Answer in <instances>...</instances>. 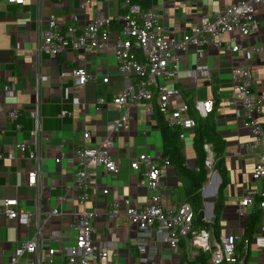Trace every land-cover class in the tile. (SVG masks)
Instances as JSON below:
<instances>
[{
  "label": "crops",
  "instance_id": "0c3cea01",
  "mask_svg": "<svg viewBox=\"0 0 264 264\" xmlns=\"http://www.w3.org/2000/svg\"><path fill=\"white\" fill-rule=\"evenodd\" d=\"M83 0H26L23 4L8 3L0 0V145L10 146L15 142H30L33 121L30 112L36 101L38 75H42L41 94L43 129L48 136L43 159L41 160L42 183L45 194L41 198L44 210L59 207L62 216L53 218L49 230H61L65 245L73 242L75 230L74 212L83 205L78 203L79 189L75 187L76 165L75 151L83 142L85 131H91L92 144L100 142L105 135L107 122L119 116L112 104V98L119 95L126 87L127 76L118 70V63L112 52H85L67 49L58 55L42 53L36 55V49L42 39V33L48 28L49 20L55 17L64 28L70 25L80 27L95 17L111 20L112 37H116L121 26L115 18L124 13V0H92V5L82 8ZM164 18L165 33L177 39L183 34H192L195 25L203 14L213 15L224 6L237 0H147ZM149 7V8H150ZM125 9V10H123ZM260 12L264 11L260 7ZM78 16V20L74 19ZM262 31L257 38L251 37L247 45L264 43V17ZM226 38V37H225ZM20 45V46H19ZM180 71L175 79H167L170 89L178 88L179 97L172 96L171 111L182 99L191 104L195 100L213 99L214 111L209 117H200L192 105L191 114L198 123L210 120L225 140V165L227 185L224 189L225 205L219 220L218 231L211 226L210 243L212 248L222 234L237 238V248L243 239L246 218L240 217V200L249 189H264V181H254L252 171L259 155L264 151V141L254 144L253 134L244 127L245 115L234 103V85L231 81V67L242 60V54L219 49L215 45L203 48L190 47L188 51L179 50ZM253 75L256 80L255 91L264 95V63L258 55L254 57ZM208 64L212 68L215 84H209L205 78L196 81L189 76V70L197 64ZM86 66L90 79L85 87L76 89L71 77L61 78L64 71L79 65ZM108 78V82L103 81ZM14 87V93L6 92V85ZM76 98L81 103H76ZM100 100H104L101 102ZM157 104V99L152 102ZM17 110V119L6 114ZM67 111L68 115L61 117ZM131 126L115 136L116 147L113 154L121 164L117 174L105 173L99 167L98 187L92 192L87 203L95 207L99 215L95 219V238L108 250L109 260L120 264H187L184 255L194 258L200 252L209 255L195 246L190 238H182L179 245L172 247L166 242V231L155 229L142 231L130 224L124 213L114 220H108L105 211L114 200L122 204L129 199L135 207L143 206L154 194L153 190L137 184L138 174L131 169V161L141 152H150L162 157L163 140L157 120L153 113H148L146 103L133 106ZM20 125V129L18 126ZM196 128L183 130L181 143L184 147L186 164L191 170L197 169V157L194 149ZM253 145V146H252ZM31 148L34 146L31 144ZM208 157L215 162L212 143L205 145ZM60 158V163L56 159ZM163 158V157H162ZM207 160V159H206ZM36 168V161L26 158L0 160V264H10L15 249L20 243L34 234V229L2 214V205L6 199H18L20 206L34 209L37 205V191L28 184V173ZM208 177L201 191V209L204 219L213 223L214 204L217 200L222 177L217 170L209 168ZM213 171V172H212ZM163 181L167 193L162 199L165 206L175 207L185 199V183L171 166ZM109 189L103 194V189ZM260 197L256 200L259 202ZM254 209H260L256 206ZM125 210V207L122 208ZM264 227V210L253 238ZM238 250V249H237ZM244 264H264V248L251 242L244 245ZM25 254L20 264H26ZM58 260V258H57ZM96 264H106L105 261Z\"/></svg>",
  "mask_w": 264,
  "mask_h": 264
},
{
  "label": "built area",
  "instance_id": "2783aa9c",
  "mask_svg": "<svg viewBox=\"0 0 264 264\" xmlns=\"http://www.w3.org/2000/svg\"><path fill=\"white\" fill-rule=\"evenodd\" d=\"M5 1L23 4L26 0ZM123 4L127 11L115 18L121 26L116 37L111 36V20L100 16L93 18L86 25H70L66 28L52 17L48 28L42 33V39L36 49L37 56L42 53L58 55L69 48L85 52H112L116 57L118 70L127 76V84L119 95L112 98V104L120 114L107 122L105 135L100 142L92 144L90 138L93 133L85 131L83 142L75 151L74 184L79 189L78 203L83 205V208L74 212L75 221L72 228L75 230V237L71 244L65 245L61 230L48 229L50 221L62 216V212L59 207L44 210L41 204V198L45 194L41 160L48 136L43 129L44 97L40 88L42 75H38L36 101L30 112L33 121L30 142H15L6 147L0 145V160L26 158L36 161V168L28 173V184L34 186L37 191L36 207L32 210L26 209L20 206L18 199H6L2 205L3 215L16 218L20 224L34 229V234L15 249L10 264H20L25 254L26 264H96L102 261L106 264H120L110 261L107 248L96 240L97 230L94 222L99 213L95 207H88L87 203L92 192L98 187L99 167L104 168L105 173L117 174L121 171V164L113 154L116 147L115 136L130 129L131 107L145 102L147 112L153 113L152 102L157 99L160 111L168 117V124L184 131L194 129L197 125L196 118L191 114L192 105L203 118L208 117L215 108L213 99L195 100L193 104L188 99H182L171 111L172 96L179 97L181 92L178 88L170 89L166 80L178 77L181 59L179 50L186 52L190 47L198 49L215 45L219 49L242 54V60L231 67L234 103L245 115L244 127L253 134V145L264 141V95L255 91L256 80L253 75L255 55L264 63V43L246 44L249 38L261 35L264 11L261 13L259 8L264 9V0H237L213 15L203 14L195 25L194 32L185 33L180 39L165 33L164 18L154 7L143 9L139 2L133 3L132 0H124ZM91 5L92 0H83L81 3L84 9ZM74 19L78 20V16L74 15ZM188 74L195 81L203 77L209 84L216 83L212 68L208 64L199 63L191 68ZM66 77L73 79L76 89L85 87L90 79L84 64L64 71L61 78ZM103 81L107 83L108 78ZM5 89L11 95L15 90L10 84H7ZM75 100L76 103H81L80 98ZM1 111L3 109H0ZM6 115L13 119L19 117L17 110H12ZM66 115L68 112L63 111L60 116ZM31 144L34 148L30 147ZM60 161V158L56 159L57 163ZM214 164L212 158H207L206 165L212 170ZM170 168L167 159L150 152H141L131 161V169L138 174L137 184L153 190L154 194L140 207L132 206L129 199L125 200L124 204L119 199L114 200L105 211L107 219L114 220L124 213L127 221L142 231L165 230V240L172 247L178 246L182 238H190L195 246L210 251L209 264H243L244 258L237 251L235 236L222 234L212 248L209 230L194 227L195 213L189 202L183 200L175 207H167L162 203L168 188L163 177ZM252 179L264 181V151L260 153L254 166ZM108 193V188L103 189V194ZM257 197L261 198L259 202ZM256 206L264 210V189L253 188L245 193L238 207L239 216L246 218ZM251 242L264 248V227L254 239L245 240L246 247Z\"/></svg>",
  "mask_w": 264,
  "mask_h": 264
},
{
  "label": "trees",
  "instance_id": "16d2710c",
  "mask_svg": "<svg viewBox=\"0 0 264 264\" xmlns=\"http://www.w3.org/2000/svg\"><path fill=\"white\" fill-rule=\"evenodd\" d=\"M132 2H139L143 9H148L150 7L147 0H132ZM126 11L127 9L125 12ZM153 106V116L157 120L163 140L162 157L167 159L170 165L175 168L176 174L181 179L186 181L184 200L189 202L194 210V227L209 229L211 226H213L215 230L218 231L219 220L225 205L224 189L227 185V169L224 156L225 140L220 136L219 132L216 130V126L212 121L206 120L203 123L197 122L195 127L197 133L194 137L197 169L191 170L186 164L184 147L181 143V135L183 134V130L176 126H170L168 124V117L160 111L158 104ZM208 142L212 143L213 145V151L215 154L214 169L217 170L222 177V184L219 187L217 200L214 204L213 223L204 219V212L201 209L202 201L200 195V191L208 177L206 165L208 153L205 147ZM260 216L261 209H253V211L247 216L243 239L237 248V251L240 255H244L245 240H252L255 230L257 229ZM208 260L209 255L205 252H200L194 258H189L188 256L184 255V261H186L187 264H209Z\"/></svg>",
  "mask_w": 264,
  "mask_h": 264
}]
</instances>
